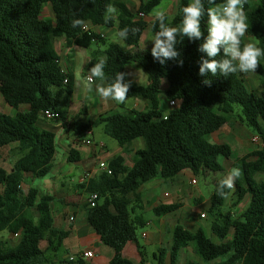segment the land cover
I'll return each instance as SVG.
<instances>
[{
	"label": "trees",
	"instance_id": "obj_1",
	"mask_svg": "<svg viewBox=\"0 0 264 264\" xmlns=\"http://www.w3.org/2000/svg\"><path fill=\"white\" fill-rule=\"evenodd\" d=\"M139 1V10L132 13L118 0H0V94L5 103L17 111L14 116L0 113V152L12 146L10 152L17 156L10 171L0 165V234L8 232L19 238L15 247L0 248V264H45L47 252L59 251L70 235L69 231L54 227L50 207L53 197L42 194L36 187H31L27 193L23 191L27 175L43 179L54 166L56 136L40 130L38 121L46 111L58 114L59 119L65 121L66 114L60 107L74 90L72 77L62 71L55 50V41L59 38L65 39L66 48L76 46L89 51L88 71L99 58L106 56V84L112 83L117 73L127 72L129 64L141 68L148 77L146 86L126 77L131 81L127 99L149 100L150 111H110L93 123L78 120L68 123L77 141L102 126L104 134L115 140L125 154L131 152L136 140L142 139L144 143L143 149L134 153L131 169L124 165L123 157H116L108 164L111 174L102 173L87 188L90 195H98V200L95 207L87 201L85 215L101 242L114 250L109 264H134L122 253L128 243L138 244L137 231L143 226L139 189L145 183L157 177L172 179L183 170L198 176L216 167L219 159L232 157L231 146L213 144L210 137L228 123L235 106L242 110V124L255 131L262 147L234 163L233 167L242 170V176L235 181L234 190H225L227 198L217 194L218 183L223 178L215 182L210 212L217 213L229 198L234 208L246 196H250V204L240 219L225 215L214 223L212 230L220 243H214L201 229L191 232L177 225L169 250L170 264H178L180 252L187 248H192L199 259L187 264H264V57L253 73L260 82L259 95L252 91L254 88L244 73L228 77L199 75V62L205 55L198 51L203 37L190 41L178 36L177 50L183 66L176 60L162 65L152 57L151 51L139 47L143 32L158 31V22L154 26V21L147 23L137 18L140 14L149 16L162 0ZM190 2L179 0L176 15L171 19L166 16L165 23L179 27L182 8ZM222 2L217 0V3ZM204 3L209 7L207 0ZM108 4L115 6L117 12L113 20L105 23ZM46 5L52 10L53 20L43 18ZM244 7L248 31L242 38V46L247 43L246 37H252L257 46L264 49V0H247ZM74 19L106 28L117 25L118 31L125 27L140 31L135 35L129 32L123 42L131 50L125 51L117 43L106 46L105 40L91 30L72 27ZM201 30L206 37V16L201 21ZM93 44H103L106 48L93 49ZM222 57L221 49L217 59ZM164 80L168 82L165 92L162 90ZM204 80H209L210 85L203 83ZM161 94H165L169 102H176L167 120L160 109ZM23 106L28 110L19 111ZM78 158L77 150L72 149L68 162ZM257 176L263 179L258 180ZM178 208V205L159 206L154 214L163 217ZM43 242L47 243L46 249L42 248ZM162 254L157 257V264H166ZM68 264L85 263L79 260Z\"/></svg>",
	"mask_w": 264,
	"mask_h": 264
},
{
	"label": "crops",
	"instance_id": "obj_2",
	"mask_svg": "<svg viewBox=\"0 0 264 264\" xmlns=\"http://www.w3.org/2000/svg\"><path fill=\"white\" fill-rule=\"evenodd\" d=\"M118 1L125 3L132 13H137L141 5L139 0ZM178 4L179 0H168V4L166 6L167 9L165 10L167 17L171 19L176 15ZM46 9H44L43 12H45ZM149 16H145L141 19L147 23H152L154 21V17L151 18ZM49 17L50 19L48 20H53V14ZM137 18H140L139 15ZM88 28L97 35L101 36L106 43L107 37L112 36L113 38L118 39V42L116 43L119 44L125 51L131 50L124 44L123 40H120L117 36V25L112 28H106L104 26H93L91 23H88ZM154 34L155 32H152L151 30L143 32L139 43L141 50L151 51V48L153 47V41L151 39L154 37ZM94 45H98V48H101L100 45L103 44H93L92 48ZM55 50L60 57V66L62 71L72 77L74 90L70 97L62 101L60 107L61 111L66 114L65 121L60 119L51 121L43 117L37 123V127L40 130L52 132L56 136L57 148L54 158V166L48 175L51 176V183L49 182L36 186L35 179H32L30 175H27L25 177L23 191L27 193L31 187H36L42 194L53 197L54 200L50 207L54 227L58 230L70 232V235L64 240L59 251L56 253L47 252L46 255L48 262L45 264H68V262H71L70 259L72 257L75 259L72 263H76L81 260L85 264H109L114 257V250L101 242L100 237L88 224L85 215L84 207L90 197V194L87 192V188L92 180L103 173L99 169V165L101 163L108 165L111 160L121 156L125 160L124 165L128 169H131L133 167L134 153L137 150L143 149L144 143L141 148V145H137V141L139 139L136 140L133 144L131 152L129 154H125L119 145H112L113 148H111L108 140L96 139L97 132L106 136L103 132L102 126L94 128L93 131L88 132L82 141H77L73 132L70 130L68 123L72 120H78L84 124L93 123L99 116L110 111H123V113H129L131 111L148 112L152 109V104L149 100L143 98L126 99L123 104H119L112 100L102 99L96 94L94 85L92 86L91 91L88 90L87 76L88 63L90 61L89 51L76 46L66 48L64 38H59L55 41ZM127 72L129 73L128 77L131 81L140 86H146L148 84L147 75L135 64H129L127 66ZM167 88L168 82L164 80L162 82L163 92H165ZM130 100H132L131 110L125 108ZM159 102L160 109L164 113V120H167L168 113L172 107L169 105V101L166 99L165 94H161L159 96ZM27 110L28 108L25 106L19 109L21 112H25ZM16 113L17 111H15V114ZM15 114L10 116H14ZM233 114L228 117V123L210 137V142L211 140L214 141V143L211 142L213 144H226L231 146L233 149L232 157L224 159V162H218L216 167L207 169L205 172L200 174L207 175L208 172L217 171L222 173L223 176L221 178H224L230 169L233 168L234 163L238 159H242L249 153L262 147L260 140L257 143L252 142V139L257 137V135L249 134L241 122H237L233 119ZM72 149L77 150L79 158L77 161L70 163L68 162V157ZM87 173L92 174L89 181L84 179ZM196 178L197 176L190 170H183L172 179L164 180L161 177H157L154 180L145 183L139 189L143 214L147 211L154 214V209L159 206L178 205L179 208L163 217H157L154 214V216L158 218L157 226L151 229V231L143 232L141 235L146 241V244H140L139 240L138 244L133 242L128 243L122 253L125 259L133 261L134 264H144L147 253V245L150 246L152 244L158 245L160 251H164L165 253L163 254L169 256V250L173 239V230L177 225L183 224V227L189 231H191L190 229H194L196 227V229L191 232H196L199 229L204 231L199 224H196L197 222L193 215L190 216L191 213H189L192 208H195V206L191 207L189 202L192 204L196 202L198 206H210L211 208V199L210 201L204 200L203 195L193 187L197 185ZM257 179L261 180L263 177L257 176ZM217 180L219 179H216V181ZM167 184L169 187H166ZM144 186H149L148 193L145 196L142 192V188ZM190 186L193 188H190ZM170 187L171 190L169 189ZM181 199L184 200V205ZM250 199V196H246L242 203L234 208L235 211L233 212L238 213L240 211L243 214L250 204ZM210 208L209 214L212 215V217L213 215L216 216L219 211L212 214L210 212ZM185 212H187L186 216L184 215ZM233 212L232 215H235ZM202 215H204L203 218ZM220 216L215 217L211 226L212 238H209L214 243H220V240L212 230L214 223L216 221H221ZM199 217L200 219H207L208 214L201 213ZM240 218L241 217L237 219ZM142 222L143 226L141 228H150L153 225V221L151 220L147 223L144 222L143 215ZM143 234L146 236L143 237ZM3 237L4 236L1 233L0 238ZM229 238L230 236H228L227 239ZM44 244L45 247H47L46 243ZM1 249H4V247ZM60 252H64L65 255L63 257H59L58 254ZM85 252H92L93 257L91 259H83L82 254ZM160 254H153L154 259L156 260ZM163 254L161 256H164Z\"/></svg>",
	"mask_w": 264,
	"mask_h": 264
},
{
	"label": "clouds",
	"instance_id": "obj_3",
	"mask_svg": "<svg viewBox=\"0 0 264 264\" xmlns=\"http://www.w3.org/2000/svg\"><path fill=\"white\" fill-rule=\"evenodd\" d=\"M247 0H207L209 7H205L204 0H191L182 8L183 19L179 27H172L165 23L166 11L161 8L154 12V26L158 22V31L155 32L152 57L160 64L168 60H176L179 66H183L181 53L177 50V37H187L190 41L200 40L198 51L205 54L199 62V75L212 76L222 75L228 77L237 72L249 74L255 73L260 66V58L264 57V49L253 43H243L242 38L248 31L247 14L245 4ZM117 9L112 4L106 5L105 23L113 20ZM207 17V36L204 37L201 30V21ZM83 27L87 30V24L82 19H74L72 27ZM138 28L125 27L117 32L120 40H126L129 32L135 35ZM223 51V57L217 59ZM107 57H101L88 71V90L95 86V92L104 100H112L123 104L127 99L131 81L126 80L127 72H119L110 84H105L104 69ZM99 81V82H97ZM203 83L210 85L209 80ZM242 176L239 167H233L228 174L219 181L217 194L227 198V190L235 187V181Z\"/></svg>",
	"mask_w": 264,
	"mask_h": 264
},
{
	"label": "rangeland",
	"instance_id": "obj_4",
	"mask_svg": "<svg viewBox=\"0 0 264 264\" xmlns=\"http://www.w3.org/2000/svg\"><path fill=\"white\" fill-rule=\"evenodd\" d=\"M167 4H168V0H162L161 5L158 6L157 8H155L149 17H151V18L154 17V12L157 10H160L161 8L166 10ZM47 7H49V8H47ZM44 9H46V10H45V12H43V18L48 20V19H50L49 16L52 15V10H51L50 6H48V5H46ZM246 40H247V43L250 42V43L257 45L256 40L252 37H246ZM116 42H118L117 38H113L112 36H109V37H107L106 46L109 44H112V43H116ZM106 46L100 45V47L102 49H105ZM97 48H98V45L93 46V49H97ZM245 78L252 84L254 89L253 90L251 89V90L254 91L255 94L259 95V93L261 91V86H260V82H259V79L257 78V76L253 73H249V74H246ZM131 101L132 100H130V102H128L126 107L125 106L124 107L131 110V108H132L131 107L132 106ZM15 111L16 110L14 108L8 106L5 103V101L3 100V98L0 94V113L7 114V115H13V114H15ZM120 112L123 113V111H120ZM143 112H146V111H143ZM233 115H234L233 119H235L237 122H241V119L243 118V114H242V110L239 106L234 107V114ZM244 127L249 134H255L256 135L255 131H253L250 128H247L246 126H244ZM96 139L108 140L109 141L108 143L110 144L111 148H113L112 145H118L115 140H113L112 138H109L107 136H104L99 132L96 133ZM211 142L214 143L213 140H211ZM137 145H141V148H142L143 147V140L139 139L137 141ZM11 147L12 146L3 148L0 152V165L3 166L7 171L11 170L12 163L17 159L16 153L10 152ZM224 161L225 160L223 158L219 159V162H224ZM222 176H223V174L220 172H217V171L208 172L207 175L200 174L196 178L197 185H195L193 187L195 189H197L203 195L204 200L210 201L211 196L215 190V181H216V179H221ZM50 181H51V176H48L44 179H35L36 186H40L42 184L49 183ZM167 186L169 187L168 184L166 185V187ZM193 187L190 186V188H193ZM148 189H149V186H144L142 188V192H143L144 196L148 193ZM169 189L171 190V187ZM181 201L184 205L185 204L184 200L181 199ZM189 205L191 207L195 206V208H192V210H190L191 212L189 211V213H191L190 216L193 215L194 219L197 222L196 224L197 225L199 224V226L202 229H204L207 236L210 238H212L211 226H212V223L215 220L216 216L221 215L220 217H223L225 215H230L232 218L234 217V219H237V218L241 217V215H242V212H240V211L238 213L233 212V211H235V209L233 207V204H232V201L230 198H229V200H227L226 206L221 208L219 210L218 214H216V216L213 215V217H212V215L209 214L210 206H208V207L207 206H200V205L198 206L196 202H194L193 204L191 202H189ZM232 212L235 213V215L234 214L232 215ZM201 213L208 214L207 219H200L199 216ZM142 215L144 218V222L147 223L150 220L153 221V225L150 228H146V227L138 228V231H137L138 240H139L140 244L145 245L146 241L142 238L141 235L143 232L151 231V229H153L155 226H157L158 218H156L152 212H148V211L145 212L144 214L142 213ZM184 215L186 216L187 212H185ZM181 225L184 226L183 224H181ZM195 229H196V227L194 229H190V230L194 231ZM2 235L4 237L0 238V248L4 247V249H10V248L15 247L19 242V238L10 235L8 232H4V233H2ZM44 243H46V242L42 243V248L46 249ZM46 246H47V243H46ZM160 253H165V252L160 251L158 245H156V244H152L150 246L147 245V253L145 256V263L144 264H148V263L149 264H157V261L154 259L153 254L159 255ZM64 255H65L64 252H60L58 254L59 257H63ZM165 258H166V264H170V257L165 255ZM195 261H199V259L195 255L194 250L192 248H187L186 250L182 251L179 254L178 264H187L189 262H195Z\"/></svg>",
	"mask_w": 264,
	"mask_h": 264
},
{
	"label": "built area",
	"instance_id": "obj_5",
	"mask_svg": "<svg viewBox=\"0 0 264 264\" xmlns=\"http://www.w3.org/2000/svg\"><path fill=\"white\" fill-rule=\"evenodd\" d=\"M139 17L140 18H143V17H145L144 15H142V14H140L139 15ZM87 24V30H85L84 28H83V30L84 31H90L91 29H89L88 28V23H86ZM92 31V30H91ZM65 83H67V80H65ZM169 105L171 106V107H175L176 106V102H174V101H170L169 102ZM43 117H45L46 119H48V120H51V121H54V120H59V115L58 114H54V113H52V112H50V111H46L45 113H44V116ZM259 141V139H258V137H254L253 139H252V142H258ZM99 169L104 173H107V174H111V172L109 171V169H108V165L107 164H105V163H101L100 165H99ZM91 176H92V174L91 173H87L86 175H85V177H84V179L85 180H87V181H89L90 180V178H91ZM98 200V195L97 194H93V195H90V197H89V199H88V203L90 204V206L91 207H95V205H96V201ZM204 217V215H202V218ZM146 235L145 234H143V237H145ZM93 257V253L92 252H85V253H83L82 254V258L83 259H91ZM75 259H74V257H72L71 259H70V261L71 262H73Z\"/></svg>",
	"mask_w": 264,
	"mask_h": 264
}]
</instances>
